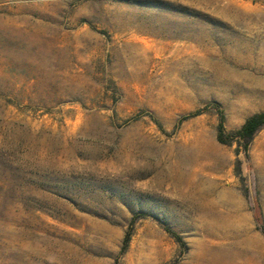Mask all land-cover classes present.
<instances>
[{
	"label": "rangeland",
	"instance_id": "1",
	"mask_svg": "<svg viewBox=\"0 0 264 264\" xmlns=\"http://www.w3.org/2000/svg\"><path fill=\"white\" fill-rule=\"evenodd\" d=\"M219 112H264V0H0V264H264Z\"/></svg>",
	"mask_w": 264,
	"mask_h": 264
},
{
	"label": "trees",
	"instance_id": "2",
	"mask_svg": "<svg viewBox=\"0 0 264 264\" xmlns=\"http://www.w3.org/2000/svg\"><path fill=\"white\" fill-rule=\"evenodd\" d=\"M199 113L192 114L191 116H197ZM264 129V112L256 113L248 117L244 123L240 126L239 129L234 131H226L224 125V116L221 112L218 113V123L216 127V140L218 143L223 145H230L232 143H236V152L239 155L243 153L247 158V152L249 149V145L253 140L254 136L257 132ZM235 174L240 178V181L243 183V178L241 175V167L239 160L236 161L235 166ZM244 185V184H242ZM244 194H247L246 188H243ZM255 222L257 224V228L260 230L262 235L264 236V223L261 219L260 214L255 217ZM134 220L130 223V228L125 234V237L122 242V252H125L128 248L130 239L132 237ZM166 232L175 239L176 242L181 244V239L178 235L173 233L169 228H165Z\"/></svg>",
	"mask_w": 264,
	"mask_h": 264
}]
</instances>
